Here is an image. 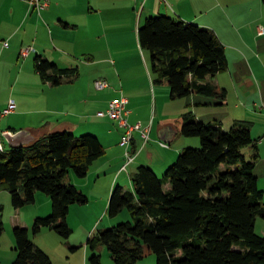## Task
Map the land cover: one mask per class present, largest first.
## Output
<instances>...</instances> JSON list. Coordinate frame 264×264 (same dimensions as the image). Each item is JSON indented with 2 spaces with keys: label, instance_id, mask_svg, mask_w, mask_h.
<instances>
[{
  "label": "trees",
  "instance_id": "obj_1",
  "mask_svg": "<svg viewBox=\"0 0 264 264\" xmlns=\"http://www.w3.org/2000/svg\"><path fill=\"white\" fill-rule=\"evenodd\" d=\"M139 36L151 53L155 81L168 83L172 97L196 93L226 99L225 89L207 81L228 68L225 45L213 29L162 14L147 18ZM35 70L60 85L78 67L63 68L37 54ZM182 120V133L200 137L201 147L183 149L163 176L140 165L132 174L133 188L116 185L107 210L111 216L127 210L131 219L93 234L88 244L93 250L106 245L116 264H135L147 249L157 255L158 264H264V235L256 229L264 216V190L255 172L260 139L253 137L252 123L236 120L227 131L198 120L192 111ZM246 147L254 149L250 158ZM105 153L97 135L68 130L10 145L0 152V190L10 191L16 208L35 202L38 191L51 195L53 213L37 217L32 232L48 227L69 238L71 206L89 198L68 177L72 171L86 177ZM14 232L12 264H53L29 227L17 225ZM91 263L102 264L101 255L94 253Z\"/></svg>",
  "mask_w": 264,
  "mask_h": 264
},
{
  "label": "crops",
  "instance_id": "obj_2",
  "mask_svg": "<svg viewBox=\"0 0 264 264\" xmlns=\"http://www.w3.org/2000/svg\"><path fill=\"white\" fill-rule=\"evenodd\" d=\"M85 1L86 12L89 15L109 14L112 19H115V5H119L118 8L123 10L121 19L113 21L108 16L102 18L110 20L109 25L113 22L130 25L133 32L115 36L106 30L102 35L97 34L89 39L66 41L65 33L79 28L78 24L70 23L65 20L66 17L61 16L59 22L54 23V29L58 34L53 29L49 32L42 24H36L34 30L31 28L33 25L29 24L28 30L25 27L29 19L30 21L34 18L41 19L43 9L38 12L40 15L36 16L37 9L30 7L25 0H0V52H2L0 70L6 62L3 60L4 56L8 59L23 57L20 50L28 44L35 46L36 55L40 54L60 67H78L77 74L66 75L60 85H53L50 81L43 80L36 70L33 72L35 58L31 60L30 57L34 51L26 56L22 62L23 68L30 67L33 81L42 87L45 105L39 109H27L22 100L13 98L16 109L10 114L19 120L8 121L5 127L2 124L4 129H0V134L8 131L17 132L19 128L17 126H21L25 128L23 130L30 131L36 140L55 131L68 130L76 134L81 127L84 131L90 130L91 121L96 125L105 124L98 120L100 116L95 113L96 110L108 108L114 96L122 94L128 99V119L129 117L132 119L129 122L141 123L143 129H149V140L145 143L142 131L135 130L131 144L125 149L121 146L122 140L118 138L122 133L124 135V128L119 129V132L110 131L109 148L104 145L106 153L92 164L88 173L97 172L98 177L104 176L111 192L119 184L124 188H133L132 174L140 165L152 167L160 176L165 172L179 152L185 148L184 143H177V139L182 133V114L187 111H192L198 120L209 119L210 121H205L206 124L220 125L224 129L225 122L232 126L236 120L250 121L253 137L256 139L264 137V110L260 107L264 101V71H259V67L264 68V34L259 32V29L264 27V0H117L118 3L105 0ZM6 2L10 6H7L5 16L1 10ZM50 7L49 2L44 9ZM162 14L211 28L217 33L226 48L228 68L214 76H208L207 81H212L219 89L226 90L224 101L220 102L203 95L195 96L196 93L186 98H174L168 83L155 81L157 75L153 71V65L151 66L152 56L150 51L141 45L139 29L147 18ZM56 35L62 38H57ZM5 41L9 42L8 46H5ZM82 56L87 58L86 71L77 63ZM114 56L120 59L110 60ZM99 61L107 63L104 69L95 68ZM132 69L136 71V75H140L139 82L135 80L133 82L131 79ZM83 73L86 74L85 78ZM100 80L107 81L108 86L98 88L96 82ZM110 80H113L115 85L110 84ZM249 81L251 84L253 81L255 83L256 89L253 92L249 90L253 86L249 88L247 86ZM84 84L87 91L81 92ZM96 89L99 91L94 92ZM231 104L235 112L227 121L217 119L218 117L215 119L218 121L211 119L218 112L215 109L219 107L221 112L227 114L229 110L226 107ZM168 105L175 106L169 107L171 110H168ZM198 105L204 107V110L199 111ZM145 107L147 112L143 114L141 111ZM159 108H162L161 120L154 133ZM242 114L247 117H240ZM23 118L31 121L25 123ZM84 122L87 124H83ZM196 139L187 141L198 143ZM162 141L169 145L163 146ZM3 145L7 148L4 143ZM128 151L134 156L130 163ZM253 152L252 147H246L245 153L248 158ZM258 152L255 172L259 186L264 190V142L258 143ZM4 189L6 187L2 190ZM256 229L264 235V216L257 219ZM35 243L46 251L36 241Z\"/></svg>",
  "mask_w": 264,
  "mask_h": 264
},
{
  "label": "rangeland",
  "instance_id": "obj_3",
  "mask_svg": "<svg viewBox=\"0 0 264 264\" xmlns=\"http://www.w3.org/2000/svg\"><path fill=\"white\" fill-rule=\"evenodd\" d=\"M48 1L50 2L51 7L47 8V10L46 9L42 10L43 16H40L41 19L36 20V18H34L31 21L29 19L25 29L28 30L30 29L29 24L33 25V27H31L33 30L36 24H42L47 27L49 32L52 29L56 31L54 29L55 28L54 23H58L60 19L59 17L64 16L66 17L65 20L73 24H78L79 26V28L71 29L67 33H65L67 34L65 35L66 41L71 39L72 40L85 39V38L89 39L91 36L93 37L94 35L97 34L102 35L103 32H105L106 30H109L110 34L115 36L127 35L130 32H133L132 27H130V25L117 24L114 22L112 25H109L108 22H110V20L102 18L103 16H108L109 14L94 15L93 13L92 16L89 15L88 12H86L87 1L85 0H48ZM105 1L118 3L119 0L118 1L105 0ZM5 4L1 11L3 12V14L5 13L4 15L6 16V12L8 10L7 6L10 5L8 2H6ZM115 7H116L114 9L115 19L114 18L112 19L111 17L108 16L113 21H117L123 17V10L121 8H118L119 5H115ZM35 11H36V16L40 15L38 14V12L40 13L39 10H35ZM126 19L127 17L125 16L124 18L125 23H126ZM56 34H58L57 31ZM55 37L60 39L62 38L57 35ZM62 44L60 45L62 46ZM26 47L35 48V46H31L29 44L25 45L23 48ZM52 48L53 50L55 49L54 46ZM22 49L20 50V52H22ZM1 56H2V52H0V58ZM35 56H36V52L34 51V53H32V56L30 57L31 60L34 59ZM25 59H26L25 56L20 58L18 56L11 59H8V57L4 56L3 58V60L6 62H4V65L0 70V129L2 128L1 125L3 124L5 127L8 121L19 120L15 115H12L10 113L7 115H2L3 111L9 106V103L13 98L14 99L19 98L20 100H22V102L25 103V107L27 109H35V108L39 109L42 108L43 105H45L43 101V96H45V93H42L43 92L42 87L37 86L36 82L33 81L32 79L33 73L30 71V67L23 68L24 65L22 62L25 61ZM86 59H87L86 57L82 56L80 57V61L77 62L79 65L83 66L84 71L87 70V66H85ZM112 59H120V58L118 57L115 58L114 56L110 58V60ZM130 59L132 60L133 58ZM263 60H264V56H263ZM109 62L111 63V61ZM134 64L136 65V63ZM106 65L107 63L99 61L98 65H95V68L104 69ZM151 66H152V62H151ZM32 70L33 72H36L34 67V62H33ZM260 70H262L263 72L264 68L259 67V71ZM85 75L86 74L83 73L84 78ZM131 75L133 77L131 78L133 82L135 81L139 82L140 75L139 76L136 75V71L134 69L131 70ZM79 84L80 82L78 83V85ZM110 84L115 85V82L113 80L112 81L110 80ZM247 84H248L247 85L248 88L250 86H253L251 87L252 89L249 88V90H251L252 92L256 89L254 87L255 86L254 81L252 84L250 81L247 82ZM86 91L87 88L86 85L84 84L83 88L81 89V92H86ZM98 91L99 90L96 89L94 92H98ZM122 96H123L122 94H118L115 95L113 99L116 98L119 99ZM195 96H202V95L195 94ZM92 98L94 99V97ZM174 106L175 105L172 106L168 105L167 108L168 110H171V108L169 107L174 108ZM108 108L100 109V110L98 109L96 110L95 113L99 115L100 111L107 112ZM197 108L199 111L204 110L203 109L204 107L200 105H198ZM226 108H228L227 110H229L227 114L221 112L219 107H218L219 110L215 109L218 112L216 113V116H213L211 119L213 121H218L215 120L216 117H218L217 119H223L227 121L228 117H230V115L233 112H235V109L232 104ZM152 110L153 109H151V111ZM146 112H147V108L145 107L143 111H141V113L144 114ZM161 112H162V108L161 109L159 108L157 113L154 133L156 132V127H158L159 125V121L161 120L160 117ZM30 116L33 117V115ZM240 117H247V116H243L242 114V116ZM129 119L131 118L129 117ZM23 120H25L23 121L25 123L26 121L27 122L31 121V119H27V118H23ZM98 120L100 122L101 121L105 122V124L103 125L100 123L96 125L94 124L93 121H91V123H89L90 130L84 131V128L81 127L76 133V135L79 136L88 133L95 134L97 136L100 135L99 137H101L103 144L109 148V142L111 141L110 131L119 132V129L121 128L123 129V127H121L115 119L107 115L100 116ZM129 121H132V119ZM205 121L208 122L210 120L209 119L207 120L206 118ZM130 123L133 125L136 124L133 122ZM83 124H87V123L84 122ZM17 127H19L18 131L25 129V128H21V126H17ZM231 127H232L231 125L225 122V129L227 131L230 130ZM123 136L124 135L122 133L121 136L118 137L120 141L123 139ZM194 138H197L196 140H198V143L196 142L194 143L192 141H190L189 143V141H187V140H194ZM2 140L7 148L10 147V144L8 143L6 137L4 136V133L2 134ZM177 143H184L185 148L201 147L200 137L185 136L183 133H181V136H179V138L177 139ZM117 145L120 146L119 143ZM123 148L126 149L128 147L124 146ZM179 154L177 155L173 163L177 160ZM170 166H168V168ZM163 174L161 176H163ZM98 176L99 174L97 172L96 173L93 172V173H88L86 177H79L75 174L74 171H72L68 177V181L76 184L77 187L80 190H82L89 198V201L85 204L76 203L71 206V211L68 216V222L73 231L69 238L62 236L56 230H53L48 227H45L44 229H42L41 232L37 234H34L32 232V227L37 217H48L53 213V200L51 195L43 191H38L35 202L26 204L21 208H16L13 203V198L10 191L8 189L1 190L0 191V225H2V233L0 235V264H8V262L12 264L13 258L15 259V257L17 256V251H16L17 240L14 232L15 226L17 225L29 227L31 229L32 238L43 248L46 249V251L52 257L54 264H92L91 256L94 253H99L101 255L102 264H116L115 260L113 259L109 251V248L106 245L100 243L97 246V249L93 250L88 244V239L93 234L97 235L101 231H104L123 221L131 219V215L127 210H125L122 213H120L118 216H111L110 212L107 210L108 209L107 207H109V202L111 199L112 192L108 188V183L106 182L107 179H105L104 176L101 177ZM165 188L166 189L171 188V185H166ZM135 264H158L157 255L154 252H152L150 249H147L145 256L142 259L138 260Z\"/></svg>",
  "mask_w": 264,
  "mask_h": 264
},
{
  "label": "built area",
  "instance_id": "obj_4",
  "mask_svg": "<svg viewBox=\"0 0 264 264\" xmlns=\"http://www.w3.org/2000/svg\"><path fill=\"white\" fill-rule=\"evenodd\" d=\"M30 7H34L35 9L41 11L42 9H44L45 7H47L49 5V1L48 0H25ZM259 32L261 34H264V27H261L259 29ZM5 46L9 45L8 41H5ZM32 51H35V48L33 47H26L22 49V55L23 56H28ZM96 85L98 88L102 89L108 86V82L107 81H97ZM128 99L124 96H122L121 98H116L113 99L110 104H109V108L107 110V112H103L100 111L99 115L100 116H110L113 119H115L119 125L121 127L124 128L125 132H124V136L123 139L121 141V145L122 146H127L129 147V145L131 144L132 140H133V134L135 130H141L142 134H143V138L145 143L149 140V129H143L141 123H136L135 125L131 124L128 120V114H129V110H128ZM260 107L264 110V101L261 103ZM16 109V102L14 99H12L9 103V106L3 111L2 115H7L9 113H12L13 111H15ZM259 142H264V137L261 138L259 140ZM161 144L163 146H168L169 144L167 142H161ZM0 149L4 150L5 147L3 145V141H2V134H0ZM127 156H128V163H130L133 159L134 156H132V154L128 151L127 152Z\"/></svg>",
  "mask_w": 264,
  "mask_h": 264
},
{
  "label": "water",
  "instance_id": "obj_5",
  "mask_svg": "<svg viewBox=\"0 0 264 264\" xmlns=\"http://www.w3.org/2000/svg\"><path fill=\"white\" fill-rule=\"evenodd\" d=\"M4 136L11 146L26 145L35 141V136L28 130L8 131L4 133Z\"/></svg>",
  "mask_w": 264,
  "mask_h": 264
},
{
  "label": "bare ground",
  "instance_id": "obj_6",
  "mask_svg": "<svg viewBox=\"0 0 264 264\" xmlns=\"http://www.w3.org/2000/svg\"><path fill=\"white\" fill-rule=\"evenodd\" d=\"M1 151H3V150L0 149V152H1Z\"/></svg>",
  "mask_w": 264,
  "mask_h": 264
}]
</instances>
